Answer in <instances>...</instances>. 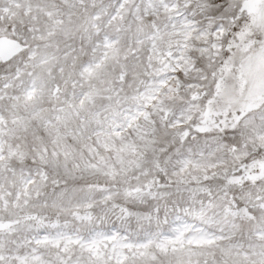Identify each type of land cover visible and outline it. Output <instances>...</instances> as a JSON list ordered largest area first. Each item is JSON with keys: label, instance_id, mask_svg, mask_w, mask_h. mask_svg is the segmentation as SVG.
I'll list each match as a JSON object with an SVG mask.
<instances>
[{"label": "snow or ice", "instance_id": "1", "mask_svg": "<svg viewBox=\"0 0 264 264\" xmlns=\"http://www.w3.org/2000/svg\"><path fill=\"white\" fill-rule=\"evenodd\" d=\"M0 264H264V0H0Z\"/></svg>", "mask_w": 264, "mask_h": 264}]
</instances>
